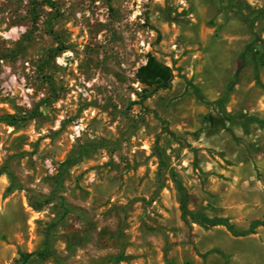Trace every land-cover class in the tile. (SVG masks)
<instances>
[{
  "label": "rangeland",
  "instance_id": "obj_1",
  "mask_svg": "<svg viewBox=\"0 0 264 264\" xmlns=\"http://www.w3.org/2000/svg\"><path fill=\"white\" fill-rule=\"evenodd\" d=\"M188 210L264 223V0H0V264H264Z\"/></svg>",
  "mask_w": 264,
  "mask_h": 264
},
{
  "label": "trees",
  "instance_id": "obj_2",
  "mask_svg": "<svg viewBox=\"0 0 264 264\" xmlns=\"http://www.w3.org/2000/svg\"><path fill=\"white\" fill-rule=\"evenodd\" d=\"M141 77L145 83H150L154 85V88H165L169 85L172 78L170 69L158 62L153 56H149L146 64L141 67ZM148 96V95H147ZM183 203V202H182ZM190 220L192 222L201 224L203 226H223L232 235L241 236L249 233H253L255 227L258 225H264L261 221H253L250 227L246 230H236L233 224L229 221L228 217L223 216H208L199 210H188ZM31 253H21V261L19 264H24Z\"/></svg>",
  "mask_w": 264,
  "mask_h": 264
},
{
  "label": "built area",
  "instance_id": "obj_3",
  "mask_svg": "<svg viewBox=\"0 0 264 264\" xmlns=\"http://www.w3.org/2000/svg\"><path fill=\"white\" fill-rule=\"evenodd\" d=\"M13 82H14V77L9 76L7 81H5L4 83L6 90H8V92L11 93V95L15 94V88H14Z\"/></svg>",
  "mask_w": 264,
  "mask_h": 264
}]
</instances>
